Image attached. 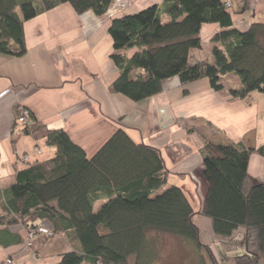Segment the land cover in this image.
<instances>
[{
  "label": "trees",
  "instance_id": "1",
  "mask_svg": "<svg viewBox=\"0 0 264 264\" xmlns=\"http://www.w3.org/2000/svg\"><path fill=\"white\" fill-rule=\"evenodd\" d=\"M63 2L77 13L101 15L112 0H0V52L23 55V23ZM229 6L227 0H163L112 17L109 57L117 75L109 91L138 101L161 91L172 76L181 84L207 77L221 90V76L232 73L239 80L229 90L233 96L264 93V22L233 27ZM209 22L221 27L210 37L211 60L190 62V49L202 44L201 25ZM130 48L135 49L127 55ZM30 114L35 121L23 132L45 138L57 151L16 170L3 190L0 227L19 224L33 231L28 242L22 238L34 253L57 255L52 264H155L157 233L164 232L191 241L198 264H208L207 257L218 264L214 243L231 242L242 227L244 251L233 256L234 264H264V180L253 182L247 170L250 153L264 155V143L205 141L200 151L206 191L194 209L181 187L167 183L170 170L157 146L136 142L118 128L87 156L64 129ZM41 222L50 223L52 232L39 230Z\"/></svg>",
  "mask_w": 264,
  "mask_h": 264
},
{
  "label": "crops",
  "instance_id": "2",
  "mask_svg": "<svg viewBox=\"0 0 264 264\" xmlns=\"http://www.w3.org/2000/svg\"><path fill=\"white\" fill-rule=\"evenodd\" d=\"M227 1L233 27L244 29L250 22H264V0ZM162 2L112 0L101 15L91 10L77 13L63 2L23 23L27 47L23 55L0 52V210L3 190L14 181L16 170L25 165L18 156L29 152L30 159L43 160L57 151L45 138L35 139L14 125L19 105L26 106L48 127L64 129L87 156L118 128H124L136 142L157 146L170 170L167 183L181 187L194 209L200 207L206 191L200 151L205 141L242 143L245 147L264 143V93L233 96L229 90L237 89L239 80L232 73L221 76V90H215L207 77L181 84L172 76L163 80L161 91L138 101L109 91L108 84L117 75L109 57L110 19ZM162 18L167 16L162 14ZM220 28L216 22L201 25V49L211 50L210 37ZM134 49H127V55ZM196 50L190 49V62L211 58L210 53ZM226 75L234 78L232 85L223 80ZM247 170L253 182L263 181L264 155L252 151ZM24 232L19 224L0 227V263L7 257L13 264H52L59 259L57 255L34 253L23 242ZM66 239L61 237L64 245L68 244ZM236 247L232 252L222 247L218 250L233 264ZM159 249L160 258L162 246ZM182 249L177 242L170 253ZM168 252L163 253L161 264Z\"/></svg>",
  "mask_w": 264,
  "mask_h": 264
},
{
  "label": "rangeland",
  "instance_id": "3",
  "mask_svg": "<svg viewBox=\"0 0 264 264\" xmlns=\"http://www.w3.org/2000/svg\"><path fill=\"white\" fill-rule=\"evenodd\" d=\"M201 39V38H200ZM202 43V41H201ZM197 49V52H201L202 54L206 55L208 53L211 54V50H205V48L202 49L201 48H194ZM203 59H209V58H203ZM211 60V58H210ZM223 80H226V83L228 85H232L234 83V78L230 77L229 75H226L223 77ZM233 240H231V242H227L225 241L224 244H222V248L223 250H225L226 252H232L230 250H232L235 245L237 246L236 248H238L236 253H240L241 251H244V245H243V228L242 227H238L234 233H233ZM157 240H158V245L162 246V252H161V256L160 258H158V260L156 261L155 264H161L160 260H162L163 258V253L165 251L168 252L169 250V255L166 256V261L164 260L163 264H198L199 263V259L200 256H198L197 252L194 251V245L192 244L191 241H188L186 239H183L182 237H179L177 235L171 234V233H157ZM177 242H179V244H181L183 246L184 250L182 252V250L177 251V254L175 253H170V250L172 249L174 244H177ZM236 242V244H235ZM216 243H214L213 245V251L215 253V256L218 260V264H231L229 261H227V259L225 257H223V255H221L219 253V250L221 245H219V242L217 243L218 246L216 245ZM228 245V246H226ZM226 246V247H225ZM164 248V249H163ZM235 249V248H234ZM233 249V250H234ZM180 251L182 253H180ZM202 253H205V251L203 250ZM201 253V254H202ZM205 260L207 261L208 264H211V260L207 257V259L205 258ZM232 261H233V257H232ZM13 263V261H12ZM234 264V262H233Z\"/></svg>",
  "mask_w": 264,
  "mask_h": 264
},
{
  "label": "built area",
  "instance_id": "4",
  "mask_svg": "<svg viewBox=\"0 0 264 264\" xmlns=\"http://www.w3.org/2000/svg\"><path fill=\"white\" fill-rule=\"evenodd\" d=\"M227 5H229V4L227 3ZM34 121H35L34 118L31 117L30 110L24 105H19L18 109H17V115L15 117L14 125L16 127H20V128L23 129V128L28 127L31 124H33ZM36 151L40 152V149L37 148ZM28 160H30L29 152L24 153V154H20L18 156V161L19 162H26ZM38 229L42 230V231H45L47 233H51L52 232V228L46 222L39 223L38 224ZM32 234H33V231L25 230L24 239L28 242V240L31 238ZM5 264H13L12 263V259L6 258L5 259Z\"/></svg>",
  "mask_w": 264,
  "mask_h": 264
}]
</instances>
